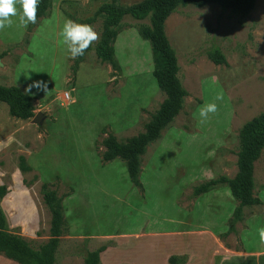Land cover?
Here are the masks:
<instances>
[{"label":"rangeland","instance_id":"rangeland-1","mask_svg":"<svg viewBox=\"0 0 264 264\" xmlns=\"http://www.w3.org/2000/svg\"><path fill=\"white\" fill-rule=\"evenodd\" d=\"M105 1L111 0H51L48 15L30 28L12 17L0 29V85L25 93L32 81H47L46 92L25 93L38 122L12 117L0 101V207L7 230L33 246L49 240L50 213L40 196L45 183L63 210L53 264H84L87 251L102 245L101 264H168L170 257L177 264H264V148L253 169L252 195L260 203L243 206L240 218L226 184L193 194L199 184L237 173L239 129L264 112V0L246 15L207 3L167 17L165 33L187 95L146 146L139 186L125 161L103 160L102 140L111 133L124 142L142 132L165 98L152 75L150 43L137 31L148 19L123 17L114 66L95 54L101 17L92 24L98 39L75 71L61 43L66 20L80 23ZM212 49L225 63L208 57ZM207 103L217 110L201 121ZM0 264L17 263L0 255Z\"/></svg>","mask_w":264,"mask_h":264},{"label":"trees","instance_id":"trees-1","mask_svg":"<svg viewBox=\"0 0 264 264\" xmlns=\"http://www.w3.org/2000/svg\"><path fill=\"white\" fill-rule=\"evenodd\" d=\"M256 0H140L129 5H122L116 0L102 2L94 14L80 21L92 24L97 17L102 18V32L95 47L96 56L102 60L115 64L113 42L115 41L122 19L130 16L135 20L148 19V23H139V35L149 41L152 53V75L158 88L165 98L151 119L145 124L144 130L124 142L118 141L113 134H108L103 140L104 151L102 158L105 161L119 158L126 163V170L131 182L139 186L138 174L140 171L141 156L146 146L160 136L161 131L175 118L183 108L187 92L178 77L177 58L165 33V20L180 7L187 5L202 6L214 3L221 9H229L246 15L250 12ZM51 9V0H40L37 6V20L48 15ZM36 20V21H37ZM29 23L28 28L31 27ZM92 48V44L85 53ZM84 53V55H85ZM208 57L216 64L225 63V57L217 49L208 51ZM78 56L73 60V71L83 60ZM0 101L8 106L9 114L14 118L28 119L34 115L32 98L17 86L0 85ZM238 171L233 177L220 176L194 187L193 194L199 195L208 192L214 186L224 183L229 187L231 195L238 201L235 210L236 218H240L243 206L260 203L252 195L254 162L259 158L264 148V112L246 121L239 129ZM19 167L26 170L24 158L19 157ZM5 191L0 186V197ZM40 196L50 213V238L47 242L31 245L17 233L7 230L6 218L0 207V255L17 264H53L59 239L64 232L63 210L55 192L43 183ZM105 246L87 251L84 264H101L100 253ZM168 264H177L175 257H170Z\"/></svg>","mask_w":264,"mask_h":264},{"label":"clouds","instance_id":"clouds-1","mask_svg":"<svg viewBox=\"0 0 264 264\" xmlns=\"http://www.w3.org/2000/svg\"><path fill=\"white\" fill-rule=\"evenodd\" d=\"M18 0H0V29H3L12 23V17H18L20 25L35 24L37 20V6L40 0H19L20 10L17 9ZM61 43L66 46L70 58L75 59L83 56L85 50L98 39L96 31L88 24L77 23L72 20H66L60 31ZM37 91H47V81L34 80L25 89V93L31 94V89ZM222 97L217 96L216 100ZM217 110L216 103H207L199 110L201 121L208 118L210 113ZM264 238V233H262Z\"/></svg>","mask_w":264,"mask_h":264},{"label":"water","instance_id":"water-1","mask_svg":"<svg viewBox=\"0 0 264 264\" xmlns=\"http://www.w3.org/2000/svg\"><path fill=\"white\" fill-rule=\"evenodd\" d=\"M40 119V115L39 114H36L35 116H33L32 120L35 121V122H38Z\"/></svg>","mask_w":264,"mask_h":264},{"label":"crops","instance_id":"crops-1","mask_svg":"<svg viewBox=\"0 0 264 264\" xmlns=\"http://www.w3.org/2000/svg\"><path fill=\"white\" fill-rule=\"evenodd\" d=\"M17 9H18V11L20 10L19 0H18V2H17Z\"/></svg>","mask_w":264,"mask_h":264},{"label":"built area","instance_id":"built-area-1","mask_svg":"<svg viewBox=\"0 0 264 264\" xmlns=\"http://www.w3.org/2000/svg\"><path fill=\"white\" fill-rule=\"evenodd\" d=\"M66 97H69V95H68V94H66Z\"/></svg>","mask_w":264,"mask_h":264}]
</instances>
